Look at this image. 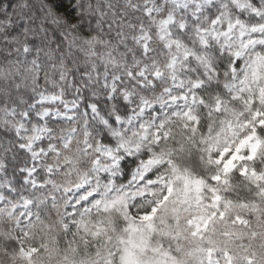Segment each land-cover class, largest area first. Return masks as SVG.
<instances>
[{"label":"snow or ice","instance_id":"1","mask_svg":"<svg viewBox=\"0 0 264 264\" xmlns=\"http://www.w3.org/2000/svg\"><path fill=\"white\" fill-rule=\"evenodd\" d=\"M0 264H264V0H0Z\"/></svg>","mask_w":264,"mask_h":264}]
</instances>
